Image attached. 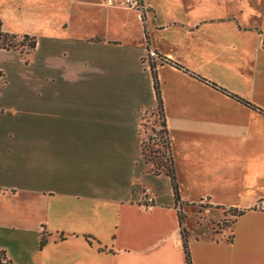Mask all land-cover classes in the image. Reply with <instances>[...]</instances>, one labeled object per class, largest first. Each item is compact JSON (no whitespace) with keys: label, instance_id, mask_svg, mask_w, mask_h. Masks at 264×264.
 <instances>
[{"label":"crops","instance_id":"0c3cea01","mask_svg":"<svg viewBox=\"0 0 264 264\" xmlns=\"http://www.w3.org/2000/svg\"><path fill=\"white\" fill-rule=\"evenodd\" d=\"M143 2L144 21L122 0H0L2 31L36 42L26 65L0 50V252L11 264H185L179 210L191 264H264V215L251 210L264 200V0ZM49 7L64 18L46 21ZM150 62L177 203L141 156L156 110ZM230 211L242 215L213 236Z\"/></svg>","mask_w":264,"mask_h":264},{"label":"trees","instance_id":"16d2710c","mask_svg":"<svg viewBox=\"0 0 264 264\" xmlns=\"http://www.w3.org/2000/svg\"><path fill=\"white\" fill-rule=\"evenodd\" d=\"M19 39H21V42L18 41ZM35 45H36V42H35L34 38H30L28 36H21L20 37V36L10 35V34L3 32L2 28H1V23H0V50L18 51V52H20L19 55L24 59L25 64H28V59L26 57H29V55L34 52ZM24 47L26 48L25 52L22 51ZM19 48H22V49H20V51H19ZM150 69H151L153 87H154L155 97H156V110L154 112L150 113L149 115H154L155 113H157L159 116V119L161 121L160 135L163 136L162 137L163 143L161 144V149L165 151V153L167 154L168 157H166L164 163L160 162L159 164H155L153 161L154 157L151 154H155V153L158 154V153H160V150H157V152L151 151L150 152L151 156L148 157V155L145 154L143 140L141 142V147H140L141 156H142L143 162L146 165L151 166V172L153 173V175L158 176L164 172V174L169 177V179L171 181L173 196H174L175 202L177 203V202H179L178 187H177V183H176L175 176H174L172 159H170L171 158V156H170V141L168 138V133H167L166 124H165V120H164V115H163L164 111H163V106H162V100L160 97L161 95L159 93L158 79L156 76L155 66H154L153 62H150ZM0 77H1V73H0ZM143 121L141 123V126L143 124ZM142 135H143V133H142ZM230 214L231 215H229V216H230L231 220H230V223L227 227L220 229L218 224L214 225L215 227H217V229H219V233L217 235H221V233L223 231L228 232L233 218L239 217L240 215H242V212L230 211ZM178 220H179V224H180V228H181V237H182V241H183L185 264H191L190 255L188 254L189 251H188V247H187V240H186L187 239L186 238L187 233L183 227L184 221H185V216L181 213L180 210L178 212ZM213 232H212V234H213ZM47 235L48 234L44 230L41 231L40 242H39V249L40 250H42L47 243ZM214 235H216V234H213V236ZM86 240H90V238H87ZM231 240H232L231 236L228 237V241L230 242ZM0 264H11L9 261L6 260L5 254L3 252H0Z\"/></svg>","mask_w":264,"mask_h":264},{"label":"rangeland","instance_id":"374dc122","mask_svg":"<svg viewBox=\"0 0 264 264\" xmlns=\"http://www.w3.org/2000/svg\"><path fill=\"white\" fill-rule=\"evenodd\" d=\"M48 10L51 14L49 13V16L45 15L46 21L48 20L47 18L51 19V17L55 18V20H57V21H61L64 18L63 16L59 15V11H58L59 8L49 7ZM45 11H46V7H45ZM53 11H55V12H53ZM18 41L21 42V39H19ZM20 49H22V48H19V51H20ZM22 51L25 52L26 48L24 47ZM31 55H33V53L30 54L29 57H26L28 59V62L31 60V57H32ZM24 63H25V61H24ZM26 71H25L24 75L28 78L29 91L32 92V91H34V89H36V84H37L35 82V76L33 74L35 72V70L32 66H29L26 69ZM160 125H161V121L159 119V116L157 113H155L154 115H149V114L146 115L144 117V121H143V124L141 126V133H143L142 136H143L145 154L148 155V157L153 155V157H154L153 161L155 164H159L160 162L164 163L166 157H168L167 154L165 153V151L161 149V144L163 143V140H162L163 136L160 135V132H161V126ZM157 150H160V153H158V154L155 153V154L150 155L151 151L157 152ZM195 215L190 217L191 218L189 220L190 223L193 222V224H194L195 222L198 223V222L202 221L201 220L202 218L200 215L199 216H195ZM198 217L200 218V220H198ZM230 220H231L230 216L228 215L225 220L218 223L219 228L221 229V228L227 227L230 223ZM201 230H203V227L201 228ZM197 231H199V229ZM213 231H214L213 234L217 235L219 233V229H217V227H213Z\"/></svg>","mask_w":264,"mask_h":264},{"label":"built area","instance_id":"2783aa9c","mask_svg":"<svg viewBox=\"0 0 264 264\" xmlns=\"http://www.w3.org/2000/svg\"><path fill=\"white\" fill-rule=\"evenodd\" d=\"M143 1L144 0H122V5L125 9L136 12L140 16L141 20L144 21L147 13V8ZM148 57L154 60L155 55L153 53H150ZM141 195L143 206L145 208H151L154 202L151 191L145 188L143 189ZM251 210L256 213H262L264 215V200L257 201Z\"/></svg>","mask_w":264,"mask_h":264}]
</instances>
